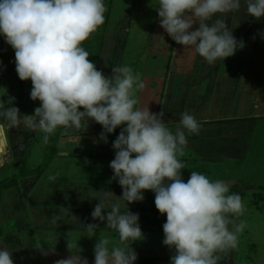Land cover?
<instances>
[{
    "label": "clouds",
    "instance_id": "1",
    "mask_svg": "<svg viewBox=\"0 0 264 264\" xmlns=\"http://www.w3.org/2000/svg\"><path fill=\"white\" fill-rule=\"evenodd\" d=\"M244 4L248 16L264 17V0ZM155 10L167 36L209 65L244 46L225 22L228 14L241 10V0H157ZM106 11L104 0H0V35L14 50L19 79L31 81V100L40 102L33 114L23 115L10 106L14 97L0 102V129L23 125L27 131L43 133L45 143L57 129H86L89 119L102 126L100 140L105 143L108 134L121 129L112 143L115 157L109 167L122 195L103 189L89 194V199L99 201L92 219L114 230L118 242L110 247V239L98 238L93 264H135L132 244L143 238V232L139 214L127 206L142 202L144 191L155 194L156 209L166 215L162 243L174 250L171 264H218L219 253L236 248L246 227L243 220L237 223L245 203L228 183L204 173L191 171L186 182L182 178L185 165L180 158L185 156L187 135L201 130L194 115L182 112L181 126L173 132L164 122V112L139 106L137 92L145 87L139 73L119 65L106 76L89 58L83 44L105 23ZM48 179L55 181L56 176ZM97 228L87 226L89 232ZM67 247L70 255L55 264H89L71 251V243ZM0 264H14L4 245Z\"/></svg>",
    "mask_w": 264,
    "mask_h": 264
},
{
    "label": "rangeland",
    "instance_id": "2",
    "mask_svg": "<svg viewBox=\"0 0 264 264\" xmlns=\"http://www.w3.org/2000/svg\"><path fill=\"white\" fill-rule=\"evenodd\" d=\"M104 3L107 8L105 23L90 39L84 42L83 47L89 52V58L96 64L97 69L103 71L106 76L111 75L112 67L119 65L131 66L134 73L141 75L145 87L137 92L139 106L149 107L150 110L152 109L151 112L155 113L156 105L160 106L162 102H165L167 111L164 114L166 115L165 119H167L170 116V111L174 108L181 109L182 112L189 110V98H192L197 89L202 90L205 87L203 85L201 87V83L198 84L200 78L213 76L219 78L221 76L206 74V72L200 73L198 70L200 69L201 59L197 55L190 54L183 46L175 44L167 36L166 32L159 26L160 18L155 10L157 0H104ZM241 12H243L244 17H250L246 14V8L240 10L239 14L230 13L227 17L235 18ZM198 26L199 22L194 25V28ZM247 32L248 30L245 28L240 33L242 36L236 38L237 41L243 42ZM260 51L259 53H252L249 60H247L248 64L245 66H242L241 61L236 65L237 54L229 57L228 61L224 59L222 63V72L225 71L224 68L228 65L233 68L240 67L238 71L228 68L231 72L229 71L225 76L229 78L228 85L235 86L237 95L244 94L242 106L252 102L254 97H257L258 90L261 91L264 97V48ZM0 62H2L0 63V102L14 97L13 104L10 106L18 107L22 115L33 114L34 109L40 106V102L33 101L30 98L31 81H21L19 79L15 71L14 50L5 42L3 35H0ZM195 64L198 67L197 70ZM247 67L252 72L248 69L241 71ZM190 76L193 79L191 82H189ZM194 82L196 89L191 90L194 87ZM241 90H244V92H241ZM230 107L231 113L234 114L236 109L233 108V105ZM202 112L204 111L202 110ZM0 122H3L2 117H0ZM87 124L91 126L87 127L86 130L97 127L90 119ZM115 131L110 133L115 137L109 138L107 136L105 145L96 146L97 149L88 150L84 153L69 152L66 154L67 151H65L59 157L65 155L66 158L63 156L62 159H59L56 154L60 141H62L61 137H74L81 134L76 129H64L58 135L53 158L46 163L49 152L46 143L42 139L43 133L27 131L23 125L20 128L10 130L0 129V183H7L11 179H15L20 173V167L24 159L29 173L27 176L18 179L17 186L10 187L3 192V195L8 190L9 193H16V219L20 218L21 220L16 223L13 220L10 221L9 227L5 225L2 230L0 227V235L2 236L3 232H9V229L10 232H14L16 224L24 225L27 221L30 230H34L30 208L22 192L25 190L22 189L25 185L19 183L22 178L26 177L33 180L35 177L41 176L43 182L45 175H52L56 171L57 163L66 167L63 168L65 171H71V168L77 167V164L92 162L96 157L112 161L115 157L112 143L121 129ZM244 138L243 141L247 142V149L243 148V153L246 151L243 156L223 153L220 157H214L215 159L208 161L202 156L196 155L194 150L186 145L185 156L180 158L185 165L184 170H182V178L185 182L191 171L204 173L213 181L221 180L228 183L230 191L239 193L245 203L246 211L243 216L237 219V223L243 220L246 222V227L238 235L236 248L219 253L222 258L218 264H264V116L248 128ZM76 145L75 142H67L63 146H68V151H72ZM77 149L79 148L77 147ZM42 167L44 168L42 169ZM78 167L80 171L73 170L72 172H87V170H81L80 165ZM97 174L98 170H95V175ZM30 182L31 180L28 179L25 184L30 185ZM143 195L145 198L142 202H138L139 206L137 208L144 207L145 210L147 209L148 217L155 222L159 221L160 224L157 226L152 222L150 227L160 230L166 222V215H161L159 212L151 213V209L155 208V194L152 191H144ZM158 230L143 232V238L133 242L132 245L134 248L144 247L150 250H165L163 257L168 258V262L171 264V256L174 255V250L163 245V231ZM111 237L113 238L112 233ZM96 240L93 239L92 243H88L83 251L84 254L94 257L93 249ZM115 243L116 241L113 240L110 247ZM13 256L16 257V253ZM20 257H28L27 252L22 256L20 255ZM45 258L44 255L37 257L36 263L46 264Z\"/></svg>",
    "mask_w": 264,
    "mask_h": 264
},
{
    "label": "crops",
    "instance_id": "3",
    "mask_svg": "<svg viewBox=\"0 0 264 264\" xmlns=\"http://www.w3.org/2000/svg\"><path fill=\"white\" fill-rule=\"evenodd\" d=\"M241 6V11L246 8L244 0H241ZM241 13L235 18L226 17L225 22L232 29V34L235 38L242 36L240 33L245 28L248 30L246 37L243 39L244 46L238 48L235 53L237 54L236 65L241 61L242 66H245L248 64L247 60H249V56L252 53H259L264 48V35H262L264 34V17L256 20L252 17H244L243 12ZM216 18H219V15L213 19ZM209 24H211V21ZM197 57L199 56L197 55ZM199 58L201 59L200 69L198 70L200 73L206 72V74H218L221 76L219 78H216V76L200 78L198 84L201 83V87L202 85L205 86L202 88L204 92L197 89L192 98H189L188 111L197 118L201 125V130L198 134L187 135L186 133L187 145L194 150L196 155H200L208 161L215 159L214 157H220L223 153L243 156L246 152L243 153V148L247 149V142L243 140L248 128L264 116V103H262L264 97L261 91L258 90L257 97H254L252 102H248V105L242 106L244 94L237 95L235 86H229L227 83L229 78L225 76L226 73L231 72L230 68L233 71H238L240 67H234L236 68L234 69L228 65L224 68L225 71L222 72L223 61H218L215 65H209L201 57ZM228 59L229 57L226 58V61ZM196 64L194 66L197 70ZM247 69L248 67L241 71H246ZM248 71L252 72L251 69H248ZM191 81L193 79L190 76L189 82ZM193 89H196L195 82L191 90ZM241 92H244V90H241ZM165 105H167L165 102H162L160 106L156 105L155 113L161 111L166 113L167 106ZM232 105L236 109L234 114L231 113L230 106ZM181 113V109L174 108L170 111V116L167 119H165L166 115L164 116V122L167 123L169 129L173 132H175L177 127L181 126L179 123ZM92 122L97 127L87 130L82 127L78 130L81 134H77L74 137H61L62 141H60L56 157L62 159L65 155L59 156L64 154L65 151H67L66 154L69 152L84 153L88 152V150L97 149L96 146L105 145L106 143L100 140V133L103 131L102 126L94 121ZM88 124L87 127H90L91 125L89 126ZM117 129L120 128L118 127ZM107 136L109 138L115 137V135L110 134ZM67 142H75L77 145L72 151H68V146H63ZM80 144H83V147ZM110 162L96 157L92 162L77 164V167L71 168V171H65L66 167L57 163L56 171L52 174L56 176L55 181L48 179L50 174L45 175L43 182L41 181V176H37L33 180L25 177L19 181L20 184L25 185L22 188L25 190L22 192L30 208V217L34 230H30V225L27 221L24 225L16 224L14 232H10L9 229V232H3L2 236L0 235V245L7 246L12 256L16 253V257L13 256L14 264H37V257L39 258L43 255L46 256V264H55L57 260L67 258L70 255L67 247L68 243L74 246L71 249L73 253H79L82 257L88 259L89 264H93L94 259L92 258L94 257L83 253L88 243H92L93 239L98 238H108L110 241L115 240L118 242V237H116L118 234L114 230L105 229L104 223L92 219L91 212L99 201L89 199L91 190L100 191L103 189L113 192L117 197L122 195L120 185L113 179L114 173L109 167ZM79 165L81 170H87V172H72L73 170L80 171ZM95 170H98L97 175H95ZM28 179L31 180L30 185L25 184ZM8 191L3 195L0 202L1 230L5 225L8 226L10 221L13 220L16 223L21 220L20 218L16 219V193H9ZM138 206V202H134L127 206V210L139 215L145 213L148 216V210L144 209L145 212H143L142 209L144 207L139 209L137 208ZM121 210H126L124 205H122ZM69 213L77 219H72ZM89 224H97L98 228L94 232H89L87 230ZM154 229L142 230V232L158 230L157 228ZM132 248L137 254L135 264H140V257H163L165 253V250L161 249L134 248L133 245ZM26 252L28 257H20Z\"/></svg>",
    "mask_w": 264,
    "mask_h": 264
},
{
    "label": "trees",
    "instance_id": "4",
    "mask_svg": "<svg viewBox=\"0 0 264 264\" xmlns=\"http://www.w3.org/2000/svg\"><path fill=\"white\" fill-rule=\"evenodd\" d=\"M62 131H64V129H57L55 134L49 137V140L46 143V148H47V150L49 152V156L47 158L48 160L46 161V163L50 162L51 159L53 158V156L55 154V148H56L55 147V143L58 140V135H60V133ZM25 161L26 160L24 159L23 162H22V165L20 167V173L15 179L13 178L7 183H4V182L0 183V202H1V199H2L3 192L6 189H9L10 187H13L15 185L17 186L18 179L20 177H22V176H27L29 174L28 173V169L26 167ZM43 168L44 167H42V169ZM32 171H31V174H32ZM142 210H143V212H145L144 208ZM157 212H158V210L156 209V207L151 209V213L155 214ZM139 219H140L139 225L141 227V230L152 229L150 227V224H152V222L155 223V225H157V226L160 225L159 221L155 222L154 220H152L148 216H146L145 213H142L141 215H139ZM157 226H155V227H157ZM160 231H163V228H160ZM140 261H141L140 264H167V263L169 264L170 263V262H168L169 261L168 258L165 259V257H155V256H152V257H140Z\"/></svg>",
    "mask_w": 264,
    "mask_h": 264
}]
</instances>
